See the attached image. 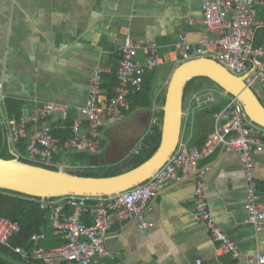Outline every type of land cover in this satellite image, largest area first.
<instances>
[{
	"label": "crops",
	"instance_id": "obj_1",
	"mask_svg": "<svg viewBox=\"0 0 264 264\" xmlns=\"http://www.w3.org/2000/svg\"><path fill=\"white\" fill-rule=\"evenodd\" d=\"M205 1L0 0V92L5 95L0 98V150L7 147L16 152L8 140L5 99L22 101L29 133L41 124L64 128L66 121L84 123L79 107L86 102L91 72L103 70L102 85L117 80L121 47L128 41L147 40L157 43L160 62L145 74L140 90L126 88L130 110L99 128L97 152L60 147L55 160L64 171L127 170L163 105L167 82L178 64L173 49L177 35L185 33L194 44L201 34L215 35L202 22ZM260 26H264V0H259L253 35ZM147 55L145 49L138 50L139 61ZM106 91L102 87V95L108 98ZM258 97L264 103V92ZM45 101L64 103L68 109L35 122ZM222 103L196 111L190 122L183 120L181 139L189 146H200L214 125L211 109ZM254 159V177L264 200V147L254 153ZM199 166L208 170L195 178L203 183L216 223L238 245V255L221 249L196 218L195 182L184 180L164 187L153 199L146 214L150 227L141 229L134 222L111 217L105 245L115 259H102L106 264H196L197 260L200 264H256L257 255L264 253V230L256 232L246 220L245 180L238 153L218 147L200 159ZM86 218L91 222V217ZM46 232L41 245L48 250L59 248L62 238L51 234L49 227Z\"/></svg>",
	"mask_w": 264,
	"mask_h": 264
},
{
	"label": "built area",
	"instance_id": "obj_2",
	"mask_svg": "<svg viewBox=\"0 0 264 264\" xmlns=\"http://www.w3.org/2000/svg\"><path fill=\"white\" fill-rule=\"evenodd\" d=\"M259 0H207L202 4V22L214 36L201 34L197 43L191 42L185 33H179L173 44L177 62L206 57L212 58L235 75L244 76L252 87H264V42L254 45L253 27ZM139 49L148 55L141 62L137 57ZM158 45L152 41H128L120 49L115 77L121 89L112 97L102 95L101 68L94 69L89 77L86 102L79 107L85 122L74 119L70 129L71 137L62 147L87 152L100 148L99 128L108 122L121 119L130 110L127 101V87L140 90L143 76L159 65ZM0 81V89H1ZM0 98L5 95L0 92ZM222 101L220 108L213 112L214 125L206 140L200 145H188L181 139L165 164L146 181L123 192L109 196L67 195L54 198H40L41 209H48L51 234L64 240L55 250L41 245L47 232L40 230L29 237L30 247L15 245L12 237L20 227L17 222L0 216V244L13 251L24 261L39 264H106L102 259L113 261L115 254L105 245L111 217L120 222H134L141 229L151 226L146 214L152 209V201L164 187L184 180L195 182V216L206 226L210 236L219 247L236 256L239 247L216 223L204 195L203 183L196 180L208 167H200L199 160L209 157L218 147L234 150L239 155L245 180L246 220L256 232L264 230V200L254 177V153L263 149L264 127L252 122L244 111L240 100L220 87L205 86L190 92L183 100V118L190 122L196 111ZM68 106L57 101L43 102L35 122L56 112L66 113ZM10 143H17L28 137L26 157L46 165L61 167L54 160L60 151L59 139L52 134L49 124H41L31 133L28 120L19 121L6 117ZM180 170V172L178 171ZM91 217L87 223L85 217ZM256 264H264V253L256 257ZM201 261L197 260L196 264Z\"/></svg>",
	"mask_w": 264,
	"mask_h": 264
},
{
	"label": "water",
	"instance_id": "obj_3",
	"mask_svg": "<svg viewBox=\"0 0 264 264\" xmlns=\"http://www.w3.org/2000/svg\"><path fill=\"white\" fill-rule=\"evenodd\" d=\"M211 79L224 91L237 97L248 118L264 127V104L248 86L244 76L231 73L212 58L198 57L178 63L167 82L161 106V140L155 152L141 164L124 172L102 177L82 176L53 170L14 158H0V189L36 198H54L67 195L109 196L128 190L159 170L175 151L180 140L183 118V100L186 84L194 77Z\"/></svg>",
	"mask_w": 264,
	"mask_h": 264
},
{
	"label": "trees",
	"instance_id": "obj_4",
	"mask_svg": "<svg viewBox=\"0 0 264 264\" xmlns=\"http://www.w3.org/2000/svg\"><path fill=\"white\" fill-rule=\"evenodd\" d=\"M252 41L254 45H261L264 42V26L255 28ZM144 77L145 75L143 76L142 86L145 85ZM102 78L105 79L106 77L102 75ZM214 84L215 82H213L211 79L207 77L204 76L194 77L185 86L184 98L192 91L198 90L201 87H205L209 85L214 86ZM102 87L107 90L106 91L107 95L110 98L119 91L120 83L117 80L109 79L108 84L105 85L103 83ZM139 95L142 94L140 93ZM163 102H164V98L162 100V103ZM22 105L23 103L20 100L11 99V98L5 99L6 112L8 116L13 117L18 121L22 118ZM219 108L220 105L214 106L210 111L211 112L210 115ZM161 121H162V110L160 109L157 113V116L155 117L154 122L152 123L149 132L143 138L140 146L137 149V153L135 154L134 159L130 162V167L127 170L141 164L155 152L161 140ZM71 123L72 121H66L64 123V128L52 127V134L55 137L59 138L60 147H62L63 142L69 139L72 135L70 131ZM27 127L29 128V125H27ZM204 140L205 138L201 139L200 143L203 142ZM27 144H28L27 137H22L21 139H19L17 143H15V148H16L15 153L17 154L20 161L53 170L58 169L57 166L46 165L38 161L28 159L26 157ZM0 158L11 159L14 158V154L7 147H4L0 150ZM56 158L57 155L54 156V160H56ZM67 172L82 176L102 177V176L115 175L121 173L122 171H119L118 169L111 167L102 170L70 169ZM39 199L40 198L30 197L17 192L0 189V216L6 217L12 221L17 222L20 227L19 232L12 237L13 244L21 245L24 247H30L29 237L31 236V234L39 232L42 229L45 231L48 230L49 211L48 209L40 208ZM86 222L90 223V221H87V218H86ZM59 243L62 245L64 243V240L60 239ZM0 264H39V263L24 261L13 251L5 248L0 244Z\"/></svg>",
	"mask_w": 264,
	"mask_h": 264
},
{
	"label": "rangeland",
	"instance_id": "obj_5",
	"mask_svg": "<svg viewBox=\"0 0 264 264\" xmlns=\"http://www.w3.org/2000/svg\"><path fill=\"white\" fill-rule=\"evenodd\" d=\"M209 86H212V85H209ZM214 86L219 87L217 84H214ZM251 88L256 92V94H258L262 97V93L264 92V88H262L259 84H254Z\"/></svg>",
	"mask_w": 264,
	"mask_h": 264
}]
</instances>
